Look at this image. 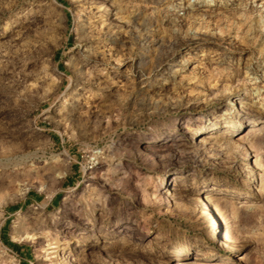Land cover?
Wrapping results in <instances>:
<instances>
[{"label": "rangeland", "instance_id": "374dc122", "mask_svg": "<svg viewBox=\"0 0 264 264\" xmlns=\"http://www.w3.org/2000/svg\"><path fill=\"white\" fill-rule=\"evenodd\" d=\"M178 261L264 264V0H0V264Z\"/></svg>", "mask_w": 264, "mask_h": 264}, {"label": "bare ground", "instance_id": "6f19581e", "mask_svg": "<svg viewBox=\"0 0 264 264\" xmlns=\"http://www.w3.org/2000/svg\"><path fill=\"white\" fill-rule=\"evenodd\" d=\"M236 101V100H235ZM225 126V125H224ZM250 130H252V128L251 129H249V131ZM206 187V186H205ZM213 187H211V189H212ZM209 197H208V194L206 193V194H204L203 195V200H206V199H208ZM208 211V210H207ZM213 237H216L217 236V234H216V231L214 230V233H213V235H212ZM65 248H67V245L65 244V243H63V245H58V247H56V251H57V253H58V255H62V253L63 252H61L60 250H62V249H65ZM184 248V247H183ZM185 249V248H184ZM55 250V249H54ZM180 262L178 261L177 262V264H179Z\"/></svg>", "mask_w": 264, "mask_h": 264}, {"label": "crops", "instance_id": "0c3cea01", "mask_svg": "<svg viewBox=\"0 0 264 264\" xmlns=\"http://www.w3.org/2000/svg\"><path fill=\"white\" fill-rule=\"evenodd\" d=\"M29 199V198H28ZM27 201V200H26ZM56 202V199H54L53 201H52V204H54Z\"/></svg>", "mask_w": 264, "mask_h": 264}]
</instances>
